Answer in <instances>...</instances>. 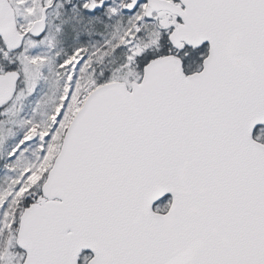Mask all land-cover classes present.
I'll return each mask as SVG.
<instances>
[{
    "label": "snow or ice",
    "instance_id": "6c2138e0",
    "mask_svg": "<svg viewBox=\"0 0 264 264\" xmlns=\"http://www.w3.org/2000/svg\"><path fill=\"white\" fill-rule=\"evenodd\" d=\"M0 264H264V0H0Z\"/></svg>",
    "mask_w": 264,
    "mask_h": 264
}]
</instances>
